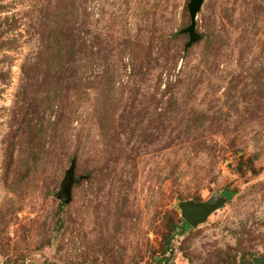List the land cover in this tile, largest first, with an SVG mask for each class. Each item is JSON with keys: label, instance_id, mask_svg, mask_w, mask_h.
<instances>
[{"label": "rangeland", "instance_id": "obj_1", "mask_svg": "<svg viewBox=\"0 0 264 264\" xmlns=\"http://www.w3.org/2000/svg\"><path fill=\"white\" fill-rule=\"evenodd\" d=\"M190 2L0 0V264L264 258V0Z\"/></svg>", "mask_w": 264, "mask_h": 264}, {"label": "water", "instance_id": "obj_2", "mask_svg": "<svg viewBox=\"0 0 264 264\" xmlns=\"http://www.w3.org/2000/svg\"><path fill=\"white\" fill-rule=\"evenodd\" d=\"M205 0H191L188 5L191 24L182 31L183 34L189 35V43L187 49L192 47L201 40V36L197 33V16ZM76 162H73L70 169L66 172L64 181L61 184L60 191L56 194L58 200L64 205H69L73 199V188L82 178L76 179ZM224 204L223 199L214 198L205 203L197 204L195 202H187L181 204L184 221L192 228H197L200 224L206 222L208 218ZM253 264H264V258H255Z\"/></svg>", "mask_w": 264, "mask_h": 264}, {"label": "trees", "instance_id": "obj_3", "mask_svg": "<svg viewBox=\"0 0 264 264\" xmlns=\"http://www.w3.org/2000/svg\"><path fill=\"white\" fill-rule=\"evenodd\" d=\"M35 151V150H34ZM34 155H39V153L37 152V153H35V152H32ZM240 172V174L242 175V172H241V170L239 171ZM76 186V185H75ZM249 264H253L252 262H249Z\"/></svg>", "mask_w": 264, "mask_h": 264}]
</instances>
